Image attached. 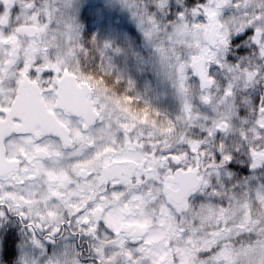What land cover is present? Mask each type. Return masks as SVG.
Wrapping results in <instances>:
<instances>
[{
    "label": "clouds",
    "instance_id": "1",
    "mask_svg": "<svg viewBox=\"0 0 264 264\" xmlns=\"http://www.w3.org/2000/svg\"><path fill=\"white\" fill-rule=\"evenodd\" d=\"M0 264H264V0H0Z\"/></svg>",
    "mask_w": 264,
    "mask_h": 264
}]
</instances>
